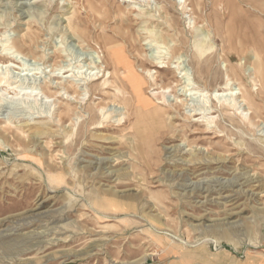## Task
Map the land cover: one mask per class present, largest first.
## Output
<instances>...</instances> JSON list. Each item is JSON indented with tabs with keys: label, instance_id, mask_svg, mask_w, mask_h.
<instances>
[{
	"label": "rangeland",
	"instance_id": "rangeland-1",
	"mask_svg": "<svg viewBox=\"0 0 264 264\" xmlns=\"http://www.w3.org/2000/svg\"><path fill=\"white\" fill-rule=\"evenodd\" d=\"M109 1L0 0V264H264V0ZM108 41L138 120L91 91Z\"/></svg>",
	"mask_w": 264,
	"mask_h": 264
},
{
	"label": "bare ground",
	"instance_id": "bare-ground-1",
	"mask_svg": "<svg viewBox=\"0 0 264 264\" xmlns=\"http://www.w3.org/2000/svg\"><path fill=\"white\" fill-rule=\"evenodd\" d=\"M92 0H86V5L91 12L94 11V8L93 6L91 5V2ZM142 2V0H121V2H117L118 3V6L119 7V10H120V6H121V3L122 4H127L128 6L132 5V3L134 2ZM110 1L109 0H101L100 2V5L105 7ZM115 2V1H114ZM224 4L226 5V9L228 8L229 11L232 10V1L231 0H223ZM94 4V3H93ZM127 11V10H126ZM124 9L123 11L120 10V15L122 16V19L125 23H128V18H127V14L129 13V10L126 12ZM165 13H167V9H165ZM231 14V13H230ZM169 22V25H168V28H173L175 26H177V23L175 22L174 24L171 23V21L167 20ZM165 39L167 38L166 35H162ZM179 40L178 42L180 43V46L182 44L185 43L184 41V38L185 37V33L182 31L180 33V36H179ZM124 40L125 42L127 41L126 39H122ZM180 46H176V47H173L172 50H171V53H177L179 50H180ZM104 49H106V52H105V55H106V59H107V64L106 65L107 67H109V65L112 67V71H113V74H112V79H111V82H110V86L111 87H115V90H117V94H113V95H108V81H105L102 83V85L100 86H95V85H91V91L92 92H102L104 93V99L105 100H108L110 103H113L114 104H117L116 106H121L126 112H132L131 113V116L133 118H136V120L139 119V111H142L141 109V106H140V102H138V98H139V95L141 94V87L142 85H144V81L140 78H138L137 76V72L133 69V66L131 63H129L128 61L124 60V58H122V55L120 54V51L117 49V48H114V47H111L110 45V42H106V44L104 43ZM199 47H201L199 45ZM198 51H201L200 48H198ZM201 53V52H199ZM200 54H195L194 57H195V60L197 62H199L200 60ZM193 57V56H192ZM201 61V60H200ZM109 62V63H108ZM259 67L256 68V74H257V77L258 78H263L264 77V68L263 66L261 65H258ZM182 71V70H181ZM4 79H0V81H2ZM1 83V82H0ZM69 88L73 89L74 91V94H77L78 93V88H77V85L75 84H71V86H69ZM231 90V91H230ZM230 93L229 94H217L216 92L212 93L211 95H209L207 97V102L209 103V105H212V103L214 102V100L218 99L219 100V106H223V109L225 108H228L230 107V105H238V100L239 99H236V94L233 93V89H230ZM57 93V92H56ZM124 94H128L129 95V98L127 100L124 99ZM221 97H225L227 99H229L228 102H222L221 101ZM251 94L249 92H246L245 95H241L240 99L242 102L244 103H247V104H250L251 101ZM47 98V97H45ZM76 103V102H75ZM78 103V102H77ZM128 103V104H127ZM216 103V102H215ZM67 104L71 105V104H74V102H70V101H67ZM144 107V110L143 111H151V110H158V109H153V108H150V107H147V105H143ZM161 110V109H159ZM163 110H166V109H163ZM69 109L66 108L64 110H61L59 112V118L60 119H66L68 118V114H69ZM127 121L126 123H128V125H130V121H129V117H127ZM101 119L100 120L99 118H97L95 116V114H93L91 112V115L90 117L88 118V121L87 123H89L90 125L92 126H95L93 129H106L108 130L109 126H108V123H107V120L110 119L109 117V114H103L101 116ZM40 129V128H38ZM130 129L132 130L135 138H137L138 142L140 143H143V140H145L147 138V133L143 130H140L138 128H136V124H131L130 125ZM38 134H45V132L43 131L42 127L40 129V131L38 132ZM81 135L82 133L79 132L78 135ZM111 139V138H109ZM68 151H71L72 149V146H69L67 147ZM119 159H115V161H117ZM113 160H111L112 162ZM108 163V162H107ZM45 202L42 203V205H39L37 207L36 210H40L43 206ZM102 216V215H101ZM108 218V217H107ZM101 219H106L105 216H102V217H97V220L96 221V224H101L102 221H99ZM99 230H101V233L104 231V227H102V225H98L97 227Z\"/></svg>",
	"mask_w": 264,
	"mask_h": 264
}]
</instances>
